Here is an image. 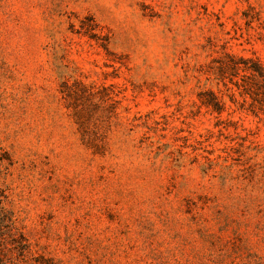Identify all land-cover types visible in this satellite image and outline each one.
<instances>
[{
  "label": "rangeland",
  "instance_id": "374dc122",
  "mask_svg": "<svg viewBox=\"0 0 264 264\" xmlns=\"http://www.w3.org/2000/svg\"><path fill=\"white\" fill-rule=\"evenodd\" d=\"M225 53L264 65V0H0L7 264H264V116Z\"/></svg>",
  "mask_w": 264,
  "mask_h": 264
},
{
  "label": "trees",
  "instance_id": "16d2710c",
  "mask_svg": "<svg viewBox=\"0 0 264 264\" xmlns=\"http://www.w3.org/2000/svg\"><path fill=\"white\" fill-rule=\"evenodd\" d=\"M90 37L95 38L94 35ZM106 49V47H104ZM210 70L229 91L231 101L254 115L264 116V65L257 59L225 53ZM228 83L230 86H228ZM201 103L220 113L223 103L207 90L199 94ZM6 194L0 187V264H7L8 210L4 207Z\"/></svg>",
  "mask_w": 264,
  "mask_h": 264
}]
</instances>
